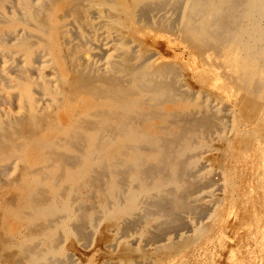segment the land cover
<instances>
[{
	"label": "bare ground",
	"instance_id": "6f19581e",
	"mask_svg": "<svg viewBox=\"0 0 264 264\" xmlns=\"http://www.w3.org/2000/svg\"><path fill=\"white\" fill-rule=\"evenodd\" d=\"M207 14L215 29L199 38L232 43L233 69L264 86V0H0V55L20 53L0 68V104L13 107L0 110V264H78L63 239L89 246L101 219L123 235L147 224L148 253L187 243L180 231L208 208L198 200L214 181L198 174V149L220 137L233 151L244 115L186 86L155 36L166 32L205 63L181 26ZM110 236L105 247L134 260L137 247Z\"/></svg>",
	"mask_w": 264,
	"mask_h": 264
},
{
	"label": "rangeland",
	"instance_id": "374dc122",
	"mask_svg": "<svg viewBox=\"0 0 264 264\" xmlns=\"http://www.w3.org/2000/svg\"><path fill=\"white\" fill-rule=\"evenodd\" d=\"M132 11L135 14V9H133ZM207 16L202 18V20L205 21H197L195 22L196 24L184 22L181 26V28L183 27L182 29L185 35H188V37L192 39H194L195 37L194 40L199 41L202 44L203 49L206 50L205 63L201 58L192 53V51H190V49L187 48V46L182 42L178 40L170 41V38H168L169 35L165 31L164 34L155 36V47H157L161 51L163 60L174 62L177 65L180 64L179 66L181 67V71L186 77L185 84L186 86L191 88L192 91H200L205 93L202 94L206 95L214 103L221 102V100H223V104L229 107H235L240 115H244L242 118V121L245 122L242 125L243 129L240 127L242 129V138L240 136H237L238 138L235 137L233 151L225 148V143L223 142V140H221L220 137H215L213 140L207 142L206 144H203L201 148L198 149V151L202 152V155L204 156V159H200V162L198 163L200 167V173L198 174L214 177V181H212L208 187L203 186L201 188L203 191L209 190L211 191V193L203 192V198L198 200L199 207L201 206L202 208L204 206L208 208H205V212H201L202 214H193V216H191L192 223L190 222L188 225L189 227L187 226V228L185 227L180 231V233L183 232L186 237H184L183 234L181 237H179V240H181V242L187 241V243L183 244L180 247H177L176 249H173L172 251H169V253H158L151 251H149L148 253V251H144L145 249L150 250V247L152 248L153 246V244L145 242L147 236V224H144L145 226L143 225L141 227L137 226L133 228V231L131 230L123 235L120 232L119 228L115 229L111 225L110 226L112 228H108V225L111 224V222L109 223L108 219H101L98 222V226L96 228L97 230L92 234L91 239L88 242L89 246H86L87 244L84 241L79 239L77 240V238L73 235L66 236L63 239V244L65 245L67 251L71 252L72 258H74L75 262H78V264H137L136 262H138L139 264H264V86L261 85L263 79L261 80L260 78H258L257 81L259 80V83L255 80L256 82H253L252 85L251 82L254 81L253 79L251 81H249V79L243 80V78H241V71H239V73L238 71L233 69L232 66L236 64V62H233L232 60L233 63H231L230 57L238 58L239 53L236 47L232 45V43L223 42L221 44L220 42L214 41L211 37L207 38V41L205 39H203L202 41L199 38V35L202 34L204 30L213 32V30L215 29V25H212L214 18L213 15L207 14ZM142 23L144 22L142 21ZM163 24V26L167 25L166 23ZM191 24L193 26H191ZM147 26H141V30L148 31L149 28ZM202 27L204 29H202ZM127 34L128 33H126L125 36L130 37V35ZM190 34L194 36L191 37ZM186 39L187 38H185V40ZM186 42H188V40ZM226 45L228 47L227 49ZM136 47V53L140 54V48L137 45ZM12 48L15 47L12 46ZM214 52L216 54H214ZM220 52L222 56H220ZM19 56L20 53H15L11 56L1 54L0 68H9L11 66V61L8 58H19ZM197 58L200 60V63L198 62ZM225 60L228 61L226 66H231L230 69H233V72H231V70L227 71V67L225 66V63L227 61ZM207 63L210 64L209 66H212L209 67ZM211 69L215 72L211 73ZM222 71L223 73H221ZM237 72L239 75L237 74ZM215 73L216 75H214ZM217 73L219 75H217ZM227 75L229 76L227 77ZM231 75L234 77V80H232L233 77ZM214 77H216L217 79H215ZM15 82H12L11 86H13ZM238 84L240 86L237 87ZM250 85L252 87L254 86V93H252V88H249L251 87ZM246 89L249 90L247 91ZM210 92H212L211 95ZM220 92H223V94ZM234 93H237V96ZM203 95L199 96V98L197 99V103H188V105L185 106H196L199 102L202 101ZM239 96L242 98H240ZM10 109H13V107L5 104H0V110L11 111ZM242 111H244L246 114ZM243 130L245 131L243 132ZM242 139L245 140L243 141ZM239 141L240 144H238ZM242 141L244 143H242ZM227 177L232 182V188L227 186L225 183V180H228ZM230 196L232 197V199ZM84 218L87 219V217ZM147 222L148 224H151L153 222V218L149 217ZM107 223L108 225H106ZM104 226L106 228H104ZM201 227L203 229H201ZM107 228L109 229V231ZM102 230L104 231L102 232ZM109 232H115L114 234L110 233L111 236L109 238L112 239V242L117 243L120 241H127L129 244L133 243V246L137 247V250L134 254H137L139 258L134 254L131 258L136 262L134 260L121 262L117 258V256H114L116 254V251L114 249H108L107 247H105L104 244L107 243L106 237L110 235ZM104 233L108 234L104 235ZM194 233L196 235L195 238L192 236ZM96 234H99V236H97ZM187 235H191L194 239L192 237H189L188 239ZM96 236L99 237V239L103 237V239H101L102 241L98 240ZM71 237H73L74 239ZM172 238L173 236H171V239ZM70 240L73 242V245H70L72 243ZM190 240L193 242H191ZM85 246L87 248H85ZM102 246L104 248H102ZM68 248L70 250H68ZM105 249L108 252H102V250ZM141 249H144L143 251L145 253L141 251ZM110 257L112 258L110 259ZM149 261L150 263H147Z\"/></svg>",
	"mask_w": 264,
	"mask_h": 264
}]
</instances>
